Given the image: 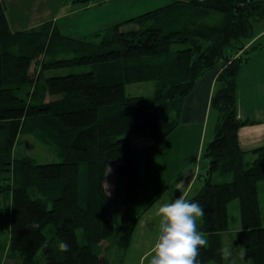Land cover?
I'll use <instances>...</instances> for the list:
<instances>
[{
  "label": "trees",
  "instance_id": "obj_1",
  "mask_svg": "<svg viewBox=\"0 0 264 264\" xmlns=\"http://www.w3.org/2000/svg\"><path fill=\"white\" fill-rule=\"evenodd\" d=\"M213 16L220 21L210 22ZM261 19L264 0H173L78 38L54 20L14 31L0 0V216L10 219L0 264L5 254L23 264H110L115 249L121 264L143 213L145 176L133 139L163 142L178 125L184 97L220 63L209 166L188 198L204 208L198 225L208 244L199 259L226 264L223 236L237 220L249 264H264V146L251 151L248 164L239 130L251 121L237 116L238 75L256 49L249 42ZM77 66L88 69L46 74ZM143 81L155 82L151 96L128 92V84ZM27 134L59 159L22 154L17 144ZM114 161L126 176L120 197L105 183ZM58 240L70 250L54 251Z\"/></svg>",
  "mask_w": 264,
  "mask_h": 264
},
{
  "label": "crops",
  "instance_id": "obj_2",
  "mask_svg": "<svg viewBox=\"0 0 264 264\" xmlns=\"http://www.w3.org/2000/svg\"><path fill=\"white\" fill-rule=\"evenodd\" d=\"M4 1L14 31L54 20L64 34L79 38L173 0ZM257 23L259 28L249 42V46H256V49L238 75L237 116L251 121L239 130L240 144L249 151L247 163L255 159L251 151L264 146V19ZM221 69L222 63L207 71L184 97L181 111L176 114L178 125L163 142L157 144L146 135H137L133 139L138 150L144 152V159L139 156L145 176L143 213L136 222L131 244L121 264H147L160 231L156 215L159 206L177 196L189 198L201 189L205 148L215 136L218 121L212 97L219 87L217 78ZM240 229L241 225L226 232L237 245ZM1 264H23V260L5 254Z\"/></svg>",
  "mask_w": 264,
  "mask_h": 264
},
{
  "label": "clouds",
  "instance_id": "obj_3",
  "mask_svg": "<svg viewBox=\"0 0 264 264\" xmlns=\"http://www.w3.org/2000/svg\"><path fill=\"white\" fill-rule=\"evenodd\" d=\"M159 217V235L152 247L147 264H201L199 259L201 246L208 241L199 230L198 219L204 216V208L199 201L186 196H177L170 202H163L157 209ZM39 228V223L33 225ZM70 244L58 240L54 251L66 253ZM225 258L232 256L229 247L221 249ZM62 260L63 256H58Z\"/></svg>",
  "mask_w": 264,
  "mask_h": 264
},
{
  "label": "rangeland",
  "instance_id": "obj_4",
  "mask_svg": "<svg viewBox=\"0 0 264 264\" xmlns=\"http://www.w3.org/2000/svg\"><path fill=\"white\" fill-rule=\"evenodd\" d=\"M210 22H218L220 21L219 16H213L210 18ZM259 28L258 23L255 24V30ZM243 50H241L238 54H241ZM88 69L87 66H77L75 68H63V69H54L48 71L47 75H58V74H65L69 73L71 71H85ZM156 89V84L154 81H143L139 83H131L127 85V90L129 93L133 95H146L151 96ZM50 143V142H49ZM51 144V143H50ZM51 146H53L51 144ZM54 147V146H53ZM55 148V147H54ZM17 149L22 154H28L37 157L38 161L45 162V161H51V160H58V155H56V150L52 152V150L48 147V145L45 144L44 141H42L40 138L36 137L35 135L27 134L22 135L19 138ZM139 156L141 159H144V152L139 150ZM210 161L208 157H205L203 160V167L201 169V172H206L207 164ZM119 161H114L110 165V169L108 172V175L106 177V187L107 189L115 196L120 197L123 195L122 192L125 191V180L126 176H120L117 174L115 170V165ZM142 164L143 161L141 160ZM250 164L252 161H248ZM199 183L201 181L199 180ZM260 187V198L261 203L264 210V181H261L259 183ZM7 204L8 200H5ZM7 206V205H6ZM201 221V218L198 219V224ZM9 216H0V242L7 243L10 240V229H9ZM239 221L235 220L233 222V229H236L240 223ZM224 247H229L232 251V256L230 258H225L226 264H247L249 263L245 251L242 247L237 245L234 241L230 233H226L224 236ZM117 250L111 254L112 259L110 264H116V254ZM236 255V256H235ZM211 264H214L213 261L210 262Z\"/></svg>",
  "mask_w": 264,
  "mask_h": 264
}]
</instances>
